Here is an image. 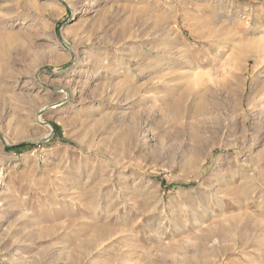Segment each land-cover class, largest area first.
Masks as SVG:
<instances>
[{"label": "rangeland", "instance_id": "rangeland-1", "mask_svg": "<svg viewBox=\"0 0 264 264\" xmlns=\"http://www.w3.org/2000/svg\"><path fill=\"white\" fill-rule=\"evenodd\" d=\"M263 38L264 0H0V264H264Z\"/></svg>", "mask_w": 264, "mask_h": 264}, {"label": "bare ground", "instance_id": "bare-ground-1", "mask_svg": "<svg viewBox=\"0 0 264 264\" xmlns=\"http://www.w3.org/2000/svg\"><path fill=\"white\" fill-rule=\"evenodd\" d=\"M263 39H264V38H263ZM173 91H175V90H173ZM175 92H176V91H175ZM192 92H193V91H192ZM199 96H200V95L197 94L196 99H197ZM190 99H191V98H190ZM184 100H185V96H182V97L180 98V100H178V101L176 102L175 107H176V108L179 107V106H180V103H183ZM171 108H172V107H171ZM136 131H137V129H136L135 127H133V128L130 129V134H131V135H134V134H136ZM6 144H7V142H6Z\"/></svg>", "mask_w": 264, "mask_h": 264}, {"label": "trees", "instance_id": "trees-1", "mask_svg": "<svg viewBox=\"0 0 264 264\" xmlns=\"http://www.w3.org/2000/svg\"><path fill=\"white\" fill-rule=\"evenodd\" d=\"M23 145H26L25 143H22V144H19L17 146H14V147H20V146H23Z\"/></svg>", "mask_w": 264, "mask_h": 264}, {"label": "water", "instance_id": "water-1", "mask_svg": "<svg viewBox=\"0 0 264 264\" xmlns=\"http://www.w3.org/2000/svg\"><path fill=\"white\" fill-rule=\"evenodd\" d=\"M61 39H62V37H61ZM8 145V144H7ZM9 146V145H8Z\"/></svg>", "mask_w": 264, "mask_h": 264}]
</instances>
